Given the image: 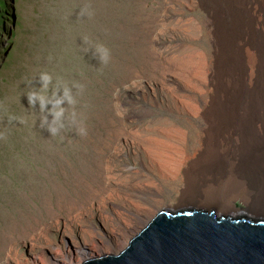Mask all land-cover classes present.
<instances>
[{
    "label": "rangeland",
    "instance_id": "rangeland-1",
    "mask_svg": "<svg viewBox=\"0 0 264 264\" xmlns=\"http://www.w3.org/2000/svg\"><path fill=\"white\" fill-rule=\"evenodd\" d=\"M3 2L0 264H32L36 254L81 264L75 251L97 252V239L119 247L104 254H116L159 210L186 208L176 205L215 97L212 19L198 0ZM41 73L52 77L45 95L67 86L75 101L64 103L56 135L42 123L52 119L47 110L27 100L42 91ZM233 204L240 211L187 207L264 218Z\"/></svg>",
    "mask_w": 264,
    "mask_h": 264
},
{
    "label": "bare ground",
    "instance_id": "bare-ground-1",
    "mask_svg": "<svg viewBox=\"0 0 264 264\" xmlns=\"http://www.w3.org/2000/svg\"><path fill=\"white\" fill-rule=\"evenodd\" d=\"M198 3L212 19L218 52L215 97L204 112L207 124L204 149L185 171L184 187L176 205L186 208L159 210L116 254H104L115 253L119 247L97 239V252L86 247L75 251L80 260L85 259L81 264H120L126 263L127 258L132 260L151 223L161 215L209 216L214 217V223L231 220V225H236L249 221L251 228L264 227V218L242 213L224 216L187 207L215 206L221 212H237L240 209L233 202L239 199L245 205L243 211L264 216V0H198ZM157 163L169 171L164 162ZM135 185L150 188L143 183ZM151 190L159 193L160 188L154 186ZM222 197L224 200L220 201ZM100 216L105 215L100 212ZM80 232V239L86 240L87 235ZM95 253L103 255L88 258ZM62 259V263H52H71L70 258ZM31 263L46 262L36 254Z\"/></svg>",
    "mask_w": 264,
    "mask_h": 264
},
{
    "label": "water",
    "instance_id": "water-1",
    "mask_svg": "<svg viewBox=\"0 0 264 264\" xmlns=\"http://www.w3.org/2000/svg\"><path fill=\"white\" fill-rule=\"evenodd\" d=\"M120 264H264V227L231 225L214 217L161 215L133 259Z\"/></svg>",
    "mask_w": 264,
    "mask_h": 264
},
{
    "label": "clouds",
    "instance_id": "clouds-1",
    "mask_svg": "<svg viewBox=\"0 0 264 264\" xmlns=\"http://www.w3.org/2000/svg\"><path fill=\"white\" fill-rule=\"evenodd\" d=\"M102 63H107L108 53L107 50H104V55L100 57ZM42 91H30L27 94V100L30 106L35 107L37 104L41 111L47 110L48 114L52 117L51 121H48L47 116L43 118L42 123L47 124V131L51 135H56L61 128H63L62 117L64 115L65 109L63 107L64 103L67 102L69 105L75 103L71 89L67 86L63 88L62 95L57 96L53 92L52 97H48L44 93L46 92L48 85L51 83L52 77L47 73H41L39 77ZM75 87L82 88V85H74ZM50 106V107H49ZM15 117H10L14 119ZM80 133L86 134L85 129L81 128Z\"/></svg>",
    "mask_w": 264,
    "mask_h": 264
},
{
    "label": "trees",
    "instance_id": "trees-1",
    "mask_svg": "<svg viewBox=\"0 0 264 264\" xmlns=\"http://www.w3.org/2000/svg\"><path fill=\"white\" fill-rule=\"evenodd\" d=\"M1 5H4L3 0H0V9H2ZM4 7V6H3ZM3 10H0V28H3ZM4 12V11H3Z\"/></svg>",
    "mask_w": 264,
    "mask_h": 264
}]
</instances>
